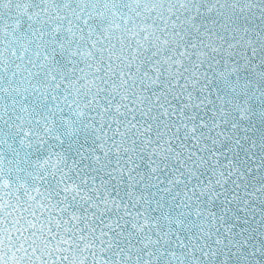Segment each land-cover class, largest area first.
I'll use <instances>...</instances> for the list:
<instances>
[{
  "label": "snow or ice",
  "instance_id": "6c2138e0",
  "mask_svg": "<svg viewBox=\"0 0 264 264\" xmlns=\"http://www.w3.org/2000/svg\"><path fill=\"white\" fill-rule=\"evenodd\" d=\"M217 6L218 0H0V73L14 67L7 87L0 75V93L24 101L38 95L43 104H12V153L0 151V264H160L164 256L165 264H195L214 255L207 240L218 220L201 201L234 173L225 165L215 185L193 184L210 161L200 155L207 125L197 126L189 110L213 102L206 64L222 43L200 35L195 20L201 7L211 13ZM236 71L215 75L235 92ZM215 100L226 114L230 102ZM239 112L246 115L243 107ZM189 138L196 151L186 149ZM160 184L188 217L195 215L187 227L185 219L174 221L190 234L185 242L173 233L179 254L159 247L171 243L168 232L144 208L161 207L149 192Z\"/></svg>",
  "mask_w": 264,
  "mask_h": 264
},
{
  "label": "water",
  "instance_id": "95a60500",
  "mask_svg": "<svg viewBox=\"0 0 264 264\" xmlns=\"http://www.w3.org/2000/svg\"><path fill=\"white\" fill-rule=\"evenodd\" d=\"M216 2L217 0H197L199 5ZM51 7L49 5L50 10ZM118 7L128 13L123 3ZM137 23L142 21L137 20ZM195 23L200 29V35L211 34L222 43V47L219 53L210 56L206 64V70L210 66L209 90L212 92L213 102L202 109L189 110L190 115L196 118L197 126L200 123L207 125L200 129L201 145L207 149L200 155L210 161L199 169L198 179L194 178L193 184L211 182L215 185L219 171L228 170L225 165L234 173L221 186L215 187L216 196L201 201L217 217L218 224L217 229L213 230L212 238L207 240L209 251L214 252V255L207 258L198 256L195 264H264V0H218L216 10L211 13L201 7ZM22 25L23 30H27L26 18ZM119 35L120 33L116 34L117 38ZM192 38L198 37L194 33ZM7 56L8 53L5 52V57ZM19 63L23 67L26 61ZM226 68L237 69L232 76L234 82L238 81L235 92L229 90L225 82L215 75ZM13 70L14 67L9 65L7 74L0 73L5 77V87L8 86V76ZM216 96L230 102L225 105L224 115L220 114L221 108L215 100ZM13 102L16 109L20 108L21 103L43 106L38 95L29 94L27 101H24L23 95L10 93L5 96L0 93V117H3L0 119V141H7L0 145V151L5 155L12 153L9 146L13 145L15 139L14 129H9V124L13 123ZM179 103L178 101L177 104ZM239 107L246 110L243 118ZM217 123L219 127H214ZM218 133L222 135L218 136ZM184 143L186 149L196 151L192 147L191 138ZM210 153L215 154L218 163ZM142 164L141 171L147 173V162L143 161ZM213 164L217 166L213 167ZM174 166L170 162L169 167ZM166 187L167 184H160L159 188L149 190L150 193H156L155 197H150L153 206L159 202L161 207L155 211L148 205H144V208L150 217L157 218L161 232H168L166 239L171 243L166 246L161 244L159 247L174 249L179 254L181 250L177 247L173 233H179L185 242L190 234L183 228L178 229L174 221L177 217L185 219L187 227L195 220V215L188 217L189 209L178 208L179 198L174 200L172 195L163 192L162 189ZM177 190L174 188V192ZM120 193L124 194L123 187L120 188ZM166 216L172 218L171 226L165 219ZM217 239L221 241L220 244H216ZM167 259V256L162 257L160 264H165ZM189 264H192L191 260Z\"/></svg>",
  "mask_w": 264,
  "mask_h": 264
},
{
  "label": "clouds",
  "instance_id": "9594fccd",
  "mask_svg": "<svg viewBox=\"0 0 264 264\" xmlns=\"http://www.w3.org/2000/svg\"><path fill=\"white\" fill-rule=\"evenodd\" d=\"M245 112H246V110H245ZM214 175H215V173H214Z\"/></svg>",
  "mask_w": 264,
  "mask_h": 264
}]
</instances>
